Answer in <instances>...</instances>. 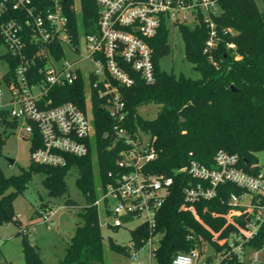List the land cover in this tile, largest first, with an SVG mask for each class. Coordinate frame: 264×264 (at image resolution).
Wrapping results in <instances>:
<instances>
[{
    "label": "trees",
    "instance_id": "16d2710c",
    "mask_svg": "<svg viewBox=\"0 0 264 264\" xmlns=\"http://www.w3.org/2000/svg\"><path fill=\"white\" fill-rule=\"evenodd\" d=\"M81 14L74 8V0H68L64 12L69 19L75 39L80 30L84 34L98 31L99 8L97 0H79ZM220 9L213 20L217 26L219 43L213 52V60L205 52L209 37L203 17L194 26L179 25L186 57L200 74L194 80L183 75L175 76L162 70L160 61L171 53L168 42V23L163 22L157 35L149 41L152 48L155 80L147 84L140 74L133 72L135 84L122 89L123 101L128 113L127 127L132 131L149 134L157 153V159L148 165L154 175L173 178V185L165 203L157 213L156 228L151 232L146 224L131 232V245L121 246L110 240L112 250L129 256L132 248L139 250L151 237L161 236L156 249L154 264H172L178 254L201 249V255L212 263L215 255L226 246L213 242L212 233L228 238L236 229L214 214L230 210L231 194H241L242 189L226 184L218 189L210 200L194 203L201 222L187 210L184 190L194 181L180 170L197 161L207 167L214 166L219 151L239 157V167L253 175L261 173L257 155L264 152V13L255 0H214ZM50 4V0H44ZM14 16V15H13ZM4 45L0 37V47ZM59 55L62 51L59 50ZM9 65L4 80L13 74L16 60L8 53L1 57ZM234 87L236 91H232ZM54 106L72 102L85 110V89L82 81L74 86L52 91ZM156 104L158 113L154 120L139 114V108ZM96 148L85 157L67 156L65 167H49L33 163L29 170L17 176L6 177L0 168V223L14 219V201L24 193L34 173L44 174V187L49 196L60 198L67 194L66 178L76 171L77 185L86 200V207L78 213L82 223L74 229L65 258L58 264H105V245L100 224V208L95 206L99 197L98 186L104 185L109 172L117 170L118 147L112 148L114 121L102 107L101 101L93 100ZM18 122L9 111L0 109V155L7 135V127H17ZM105 134H108L105 137ZM35 146L32 145V152ZM95 157L99 174L95 173ZM44 206V211L50 208ZM69 209L78 205L67 199ZM51 209V208H50ZM127 221V220H126ZM129 222V221H128ZM118 229V228H115ZM24 264H44L39 251L20 230ZM264 247V225L257 236L246 245L248 251H260ZM210 250L213 254H208ZM221 264H246L237 258Z\"/></svg>",
    "mask_w": 264,
    "mask_h": 264
},
{
    "label": "built area",
    "instance_id": "2783aa9c",
    "mask_svg": "<svg viewBox=\"0 0 264 264\" xmlns=\"http://www.w3.org/2000/svg\"><path fill=\"white\" fill-rule=\"evenodd\" d=\"M67 2L50 0L46 5L44 0H0V37L16 60L12 76L4 80L9 116L22 121L18 135L30 139L35 146L32 152L35 164L65 167L67 156L85 157L91 148H96L92 105L94 98L101 101L115 123L112 148L118 147L119 151L117 170L109 172L104 185L99 184L95 206L103 210L108 226L120 228L128 221L141 219V225L146 224L152 232L173 178L154 175L148 170L157 153L152 139L145 142L142 137L145 133L127 127L122 89L135 84L133 72L140 74L147 84L154 82L149 41L163 22L194 26L202 16L209 31L205 52L213 60L219 43L213 20L217 3L214 0H97L98 31L87 35L80 30L75 39L64 12ZM66 49L78 54V59L66 60ZM86 63L92 67L86 69ZM80 81L85 89V110L72 102L54 106L52 91ZM4 95L0 91V96ZM180 173H187L194 181L184 190L186 203L182 209L190 211L199 222L194 203L214 198L226 184L243 191L231 194L227 213L214 214L226 221V227L231 225L236 231L224 239L220 238L221 233H212L213 242L226 247L215 255L212 263L204 260L203 264H221L234 258L239 262L247 259L248 264H262L260 251H248L246 245L264 225V175L245 172L239 167V157L224 151L215 155L213 167L191 161ZM51 214H43V220L48 222ZM154 238L145 244L150 246L149 264H153L156 252ZM142 248L131 250L129 257L135 264H143L138 262ZM200 257L201 249L197 247L190 253L178 254L172 264H196Z\"/></svg>",
    "mask_w": 264,
    "mask_h": 264
},
{
    "label": "rangeland",
    "instance_id": "374dc122",
    "mask_svg": "<svg viewBox=\"0 0 264 264\" xmlns=\"http://www.w3.org/2000/svg\"><path fill=\"white\" fill-rule=\"evenodd\" d=\"M260 12L264 13V0H255ZM75 10L81 14V4L79 0H74ZM220 9L216 6L214 15H219ZM169 45L171 53L160 61L162 70L175 76L183 75L186 78L194 80L200 79L199 72L195 65L186 57L185 43L178 26L168 25ZM86 50L82 47V53ZM8 54L5 45L0 47V91L5 93L0 96V109L9 110V96L7 85L4 82L6 74L10 68L8 63L2 59L3 55ZM78 54L66 49L65 59L74 61L78 59ZM85 68L92 67L91 64H84ZM139 114L147 119L154 120L158 113V106L150 103L139 108ZM22 121L18 122L17 127H7V135L2 153L0 155V168L6 177L17 176L22 170H29L34 163L32 158V141L18 135V129ZM4 131L0 128V132ZM143 140L149 142L151 136L142 134ZM258 165L261 173L264 175V152L257 155ZM9 161H13L10 164ZM98 161L95 158V173L99 174ZM77 172L71 171L66 178L67 194L60 198L49 196L44 187L45 176L41 173H34L28 182V186L23 194L18 195L14 201V219L7 223H0V264H24L21 240L18 235L21 228L26 232L30 242L35 245L39 251L44 264H58L65 258L66 249L74 235V229L78 223H82L78 213L86 207V200L77 185ZM67 199L74 201L78 207L69 209L65 206ZM50 203V208L44 211V206ZM114 204V202H111ZM51 214L50 220L45 222L43 214ZM109 220L104 216L103 210L100 212V224L105 245V264H135L129 256L112 250L110 240L121 246L131 245V232L141 225L142 220L124 224V226L115 229L108 226ZM161 236H157L153 241V248L157 249L160 244ZM149 244L140 250L139 263L149 264ZM208 254H213L210 250ZM260 261L264 264V247L259 252ZM206 256L201 255L196 264H203ZM246 259V264L247 263ZM154 264V262H153Z\"/></svg>",
    "mask_w": 264,
    "mask_h": 264
},
{
    "label": "water",
    "instance_id": "95a60500",
    "mask_svg": "<svg viewBox=\"0 0 264 264\" xmlns=\"http://www.w3.org/2000/svg\"><path fill=\"white\" fill-rule=\"evenodd\" d=\"M65 1H67V0H65ZM231 90L234 92L236 91V89L234 87H231ZM9 162H10V164H13V161H9Z\"/></svg>",
    "mask_w": 264,
    "mask_h": 264
}]
</instances>
